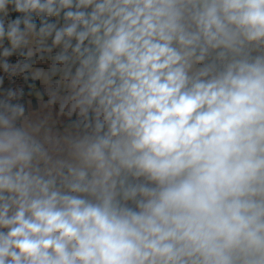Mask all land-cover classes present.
Masks as SVG:
<instances>
[{
	"label": "clouds",
	"instance_id": "1",
	"mask_svg": "<svg viewBox=\"0 0 264 264\" xmlns=\"http://www.w3.org/2000/svg\"><path fill=\"white\" fill-rule=\"evenodd\" d=\"M0 264H264V0H0Z\"/></svg>",
	"mask_w": 264,
	"mask_h": 264
}]
</instances>
